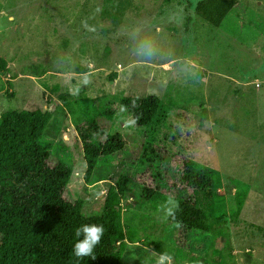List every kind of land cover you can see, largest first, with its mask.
<instances>
[{
    "label": "rangeland",
    "instance_id": "1",
    "mask_svg": "<svg viewBox=\"0 0 264 264\" xmlns=\"http://www.w3.org/2000/svg\"><path fill=\"white\" fill-rule=\"evenodd\" d=\"M201 1L0 0V59L7 64L0 69V130L50 146L52 163L70 173L62 200L72 213L70 230L105 229L94 249L102 264H157L161 253L176 264L178 246L185 264L192 256L194 264H264V0H238L220 27L197 15ZM148 96L161 99L165 118L151 128L125 127L134 117L120 111L119 99ZM65 98L79 115L87 100L112 110V118L91 112L127 142L100 166L99 182H86L84 149ZM38 108L53 114L44 131L19 124L21 111ZM152 144L167 172L154 173L162 197L147 205L142 189L150 182L135 171ZM181 157L222 174L217 198L198 203L219 219L208 232L179 231L166 216L169 197L192 194L175 173ZM117 222L122 230L113 237ZM16 247L0 235V264Z\"/></svg>",
    "mask_w": 264,
    "mask_h": 264
},
{
    "label": "trees",
    "instance_id": "2",
    "mask_svg": "<svg viewBox=\"0 0 264 264\" xmlns=\"http://www.w3.org/2000/svg\"><path fill=\"white\" fill-rule=\"evenodd\" d=\"M162 1L171 5L175 0ZM237 4L238 0H204L197 5L196 13L214 27H220ZM0 69H7L3 59H0ZM119 101L126 106L141 128H151L167 115L163 102L157 96L122 97ZM64 104L75 119L76 131L83 145L87 162L86 182H99L103 178L95 180V176L100 166L112 161L118 154L121 155L127 142L120 133H109L92 112H101L109 118L113 117L114 112L99 111L94 102L87 100L86 107L80 110L79 115L73 101L65 98ZM52 116L51 111L41 108L23 110L19 113L18 122L27 129L41 132L48 127ZM172 127L169 128L174 129ZM155 152L154 145H150L135 171V177L147 178L150 182V186L143 184L142 189L147 205L162 197L160 192L163 189L158 187L154 173L161 169L167 172L156 164H161L166 159ZM175 173L185 186L183 192L189 189L192 194L177 199L179 210L175 213V220L170 217L171 222H179L177 228L186 233H191L192 230L208 232L219 219L215 220L206 211L199 209L198 203L204 197L217 198V191L223 181L221 172L213 167L200 165L188 157H181ZM131 182L132 179H127L121 183L124 197ZM69 183L70 173L65 167L52 163L50 146L41 142L30 143L15 134L0 130V235L18 245L7 253L4 264H102L90 257L77 260L73 255L74 244L83 237H77L70 230L72 213L62 205ZM167 184L166 188L176 191V185ZM120 226V222H117L112 232L113 237L120 234ZM178 244L183 242L178 241ZM186 257L184 246H178L176 264H185L183 260ZM188 261L194 264L195 258L189 257Z\"/></svg>",
    "mask_w": 264,
    "mask_h": 264
},
{
    "label": "clouds",
    "instance_id": "3",
    "mask_svg": "<svg viewBox=\"0 0 264 264\" xmlns=\"http://www.w3.org/2000/svg\"><path fill=\"white\" fill-rule=\"evenodd\" d=\"M142 47L145 50H148L151 46L150 44L145 43L142 45ZM133 103H135V101H133ZM120 111H127L126 106H121ZM135 123V119H128L125 121V127L130 125L134 126ZM166 203H170L172 205L171 207L165 209L166 216L175 220V213L177 210H179L178 202L175 200V198L169 197L166 200ZM176 226L179 227V222H177ZM104 231L105 229L103 225L96 224H85L76 229L75 235L77 237H83L82 239L77 240L73 246V255L77 258V260H80L84 257H90L92 260L96 259L94 255V249L100 243L101 238L104 235ZM164 260H168L169 264H171L172 256L168 253H161L157 264H164Z\"/></svg>",
    "mask_w": 264,
    "mask_h": 264
}]
</instances>
